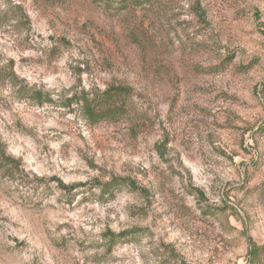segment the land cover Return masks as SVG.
<instances>
[{"label":"rangeland","instance_id":"rangeland-1","mask_svg":"<svg viewBox=\"0 0 264 264\" xmlns=\"http://www.w3.org/2000/svg\"><path fill=\"white\" fill-rule=\"evenodd\" d=\"M139 1L0 0V264L264 247V0Z\"/></svg>","mask_w":264,"mask_h":264},{"label":"trees","instance_id":"trees-1","mask_svg":"<svg viewBox=\"0 0 264 264\" xmlns=\"http://www.w3.org/2000/svg\"><path fill=\"white\" fill-rule=\"evenodd\" d=\"M150 0H145L143 2H149ZM136 4H138L140 1L139 0H134ZM128 92L125 88H115L112 90H108L104 95L101 96V99L106 98L108 100H112V98L116 97L115 95H127ZM114 95V96H113ZM93 101L94 100H89L85 98L83 100V108L86 113V117L90 122H99L102 120H110L114 119L115 117L113 116V112L106 110L105 111H97L95 107L93 106ZM122 180H114L109 184H106L102 187V191L105 193L109 192L110 187H117ZM100 186V185H98ZM62 187V186H61ZM64 189V187H62ZM67 192L70 189H66ZM124 235V234H120ZM118 235V236H120ZM114 237V236H113ZM248 264H264V247H256L255 245H252L249 253H248Z\"/></svg>","mask_w":264,"mask_h":264}]
</instances>
